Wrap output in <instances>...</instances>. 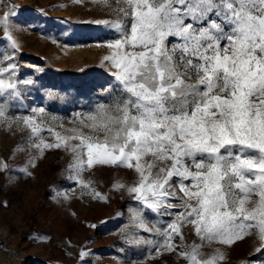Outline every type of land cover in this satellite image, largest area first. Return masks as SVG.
Segmentation results:
<instances>
[{"label":"snow or ice","instance_id":"1","mask_svg":"<svg viewBox=\"0 0 264 264\" xmlns=\"http://www.w3.org/2000/svg\"><path fill=\"white\" fill-rule=\"evenodd\" d=\"M119 2L116 20L93 21L115 33L101 45V66L116 83L62 134L45 127L44 107L13 111L21 84L33 82L18 72L19 9L0 0V40L11 49L0 53V125L24 133L19 171L34 178L45 151L63 149L71 157L66 178L90 189L82 196L108 201L91 188L92 176L101 166L124 169L132 180L113 189L135 202L129 246L182 264H227L231 249L251 241L239 264H264V0ZM0 171H12L2 157ZM61 197L69 198L57 191ZM151 215L169 219L150 226ZM186 227L199 242H187ZM87 255L80 251V264H89Z\"/></svg>","mask_w":264,"mask_h":264},{"label":"rangeland","instance_id":"2","mask_svg":"<svg viewBox=\"0 0 264 264\" xmlns=\"http://www.w3.org/2000/svg\"><path fill=\"white\" fill-rule=\"evenodd\" d=\"M14 2L19 9L18 30L13 34L21 46L16 54L18 72L22 81L33 83L21 84L23 94L13 111L18 117L27 116L31 109L44 107L45 127L64 134V129L78 127V114L104 102L116 83L101 66L108 51L101 45L113 40L115 33L93 21L116 20V9L124 5L119 0ZM4 52L11 49L0 40V53ZM43 136L47 142L54 139L50 132ZM22 138L24 133L19 129L13 132L0 125V157L12 168L10 172L0 171V264H80V251L91 253L84 258L89 264H182L175 255L153 258L145 246L127 244L135 231L129 211L135 202L127 194L116 192L113 185L131 181V172L101 166L92 176L91 188L107 196L108 201L90 194L82 196V191L90 189L83 190L66 178L71 157L63 149L46 150L34 178L23 177L19 169L24 157L16 155L23 147ZM90 175L85 173L86 178ZM57 191L69 198H54ZM166 219L151 215L150 226L162 225ZM30 234L51 239L34 242ZM184 235L188 243L197 240L189 227ZM250 245L251 241L231 249L227 264H239Z\"/></svg>","mask_w":264,"mask_h":264}]
</instances>
